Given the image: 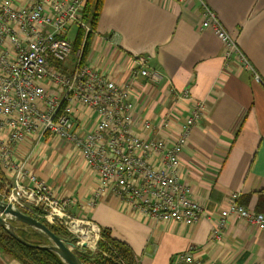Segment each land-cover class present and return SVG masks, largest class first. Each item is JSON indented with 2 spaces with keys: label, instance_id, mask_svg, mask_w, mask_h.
Masks as SVG:
<instances>
[{
  "label": "crops",
  "instance_id": "0c3cea01",
  "mask_svg": "<svg viewBox=\"0 0 264 264\" xmlns=\"http://www.w3.org/2000/svg\"><path fill=\"white\" fill-rule=\"evenodd\" d=\"M201 2L236 40L259 82L235 61H225L214 35L199 32L196 0H102L84 62L125 88L133 60L147 58V69L161 81L137 75L129 87L131 101L137 124L150 122L166 141L178 138L193 104L203 105L204 117L179 156L181 178L203 207L197 224H156L126 213L108 195L89 206L99 180L73 148L57 139L27 134L12 146L11 162L44 181L55 198L70 200L72 216L109 230L139 264H172L187 253L199 264H264V231L234 215L226 216L220 239L210 241L231 194L257 212L264 193V0ZM74 30V40L82 32L84 47L89 33ZM184 91L188 99L177 98ZM163 120L170 121L169 129L162 127ZM0 264L20 263L0 253Z\"/></svg>",
  "mask_w": 264,
  "mask_h": 264
},
{
  "label": "built area",
  "instance_id": "2783aa9c",
  "mask_svg": "<svg viewBox=\"0 0 264 264\" xmlns=\"http://www.w3.org/2000/svg\"><path fill=\"white\" fill-rule=\"evenodd\" d=\"M86 1L0 3V167L11 180L0 200L62 228L69 236L68 243L81 253L95 251L100 229L86 217H69L70 200L55 198L44 181L12 164V146L27 134L57 139L73 148L99 180L91 207L108 195L126 213L156 224L192 226L203 216V207L179 171V156L204 117L203 105H192L178 138L172 141L162 139L148 121L137 124L130 85L137 75L155 83L161 78L147 69V58L136 57L130 82L125 88L117 87L80 62L83 44L72 54L70 29L82 30L85 35L90 32L82 20ZM196 1L201 8L199 32L214 35L225 61H235L259 82L236 40L201 0ZM177 98L187 100L188 92ZM162 127L169 129L170 121L163 120ZM227 205L210 241L220 239L228 215L264 231V215L240 205L238 194H231ZM172 264L199 263L187 253L176 256Z\"/></svg>",
  "mask_w": 264,
  "mask_h": 264
},
{
  "label": "trees",
  "instance_id": "16d2710c",
  "mask_svg": "<svg viewBox=\"0 0 264 264\" xmlns=\"http://www.w3.org/2000/svg\"><path fill=\"white\" fill-rule=\"evenodd\" d=\"M102 0H87L82 13V20L85 21L92 31L95 30ZM89 33L85 39L80 62L84 64L88 55L90 39ZM83 39L82 32H78L73 42L72 54H74ZM9 179L0 167V195L7 191ZM1 199V196H0ZM257 213H264V193L258 202ZM30 215V214H29ZM34 218V217H33ZM36 219V218H35ZM45 225L55 236L69 241V236L60 227L48 225L44 220L36 219ZM16 229L15 233L26 243L33 246H47L49 242L36 232L20 225L12 223ZM82 264H139L132 250L125 243L113 238L107 229H100V239L94 252L77 253L73 251ZM0 253L6 255L20 264H63L52 252L29 248L19 244L0 228Z\"/></svg>",
  "mask_w": 264,
  "mask_h": 264
},
{
  "label": "water",
  "instance_id": "95a60500",
  "mask_svg": "<svg viewBox=\"0 0 264 264\" xmlns=\"http://www.w3.org/2000/svg\"><path fill=\"white\" fill-rule=\"evenodd\" d=\"M12 223H18L36 232L38 235L45 238L49 242V245L33 246L29 243L24 242L15 233L16 229L12 226ZM0 228H2L11 238H13L23 246L52 252L59 258V260L63 264H82L75 253L72 251V246L70 243L55 236L45 225H43L35 218L20 212L19 210L13 208L11 204L2 202L1 200Z\"/></svg>",
  "mask_w": 264,
  "mask_h": 264
},
{
  "label": "rangeland",
  "instance_id": "374dc122",
  "mask_svg": "<svg viewBox=\"0 0 264 264\" xmlns=\"http://www.w3.org/2000/svg\"><path fill=\"white\" fill-rule=\"evenodd\" d=\"M74 34H75V30H74V28H71L70 31H69V34H68V39H70V41L73 40V38H74ZM67 215H68L69 217H71V218H74V217H75V216L72 217V215L69 213V209H68V213H67ZM73 247H74V246H73ZM71 249H72V251H75V250H76L77 252H80L76 247H74L75 250H74L72 247H71ZM76 251H75V252H76ZM80 253H81V252H80Z\"/></svg>",
  "mask_w": 264,
  "mask_h": 264
}]
</instances>
